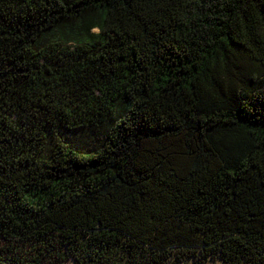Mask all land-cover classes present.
<instances>
[{
	"label": "trees",
	"instance_id": "trees-1",
	"mask_svg": "<svg viewBox=\"0 0 264 264\" xmlns=\"http://www.w3.org/2000/svg\"><path fill=\"white\" fill-rule=\"evenodd\" d=\"M264 264V0H0V264Z\"/></svg>",
	"mask_w": 264,
	"mask_h": 264
},
{
	"label": "rangeland",
	"instance_id": "rangeland-1",
	"mask_svg": "<svg viewBox=\"0 0 264 264\" xmlns=\"http://www.w3.org/2000/svg\"><path fill=\"white\" fill-rule=\"evenodd\" d=\"M71 263V260L68 261V264ZM189 264H194V263H189ZM207 264H212V262H208Z\"/></svg>",
	"mask_w": 264,
	"mask_h": 264
}]
</instances>
